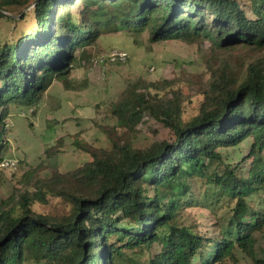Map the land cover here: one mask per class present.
<instances>
[{
  "label": "trees",
  "instance_id": "obj_1",
  "mask_svg": "<svg viewBox=\"0 0 264 264\" xmlns=\"http://www.w3.org/2000/svg\"><path fill=\"white\" fill-rule=\"evenodd\" d=\"M0 17L15 30L0 41V110L37 105L56 80L69 82L106 33L211 42L194 117L184 118L190 95L174 80L128 81L109 147L79 145L88 161L0 205V264H264V0H0ZM145 117L174 138L138 144ZM49 196L69 211H36ZM203 202L217 218L210 235L187 223Z\"/></svg>",
  "mask_w": 264,
  "mask_h": 264
},
{
  "label": "rangeland",
  "instance_id": "obj_2",
  "mask_svg": "<svg viewBox=\"0 0 264 264\" xmlns=\"http://www.w3.org/2000/svg\"><path fill=\"white\" fill-rule=\"evenodd\" d=\"M94 9L98 12L101 8ZM32 22L30 19L20 25L27 27ZM14 31V23L0 17V41L10 38ZM210 47V40L197 44L181 40L154 43L147 32L137 35L124 30L106 33L95 45L86 48L90 51L89 58L79 60L72 69L69 82L56 80L37 105L11 103L2 108L0 113L6 117L5 132L0 138V157L16 164L0 168V205L7 209L5 205H13L25 191L34 192L37 182L88 161L89 154L79 145L109 147L105 128L116 124L111 107L119 100L128 81L140 76L149 81L174 80V89L190 95L183 104L184 118L194 117L203 99L201 90L211 77L207 62ZM114 48L126 50L127 61L102 65L99 59ZM81 51L77 48L76 55ZM139 129L137 143L140 145L174 138L162 122L152 117H145ZM206 205L203 202L188 210L187 223L200 233L210 235L216 229L217 218ZM33 207L45 213L65 214L69 211L63 199L55 196H49L47 203H35ZM263 249L264 235L257 244L258 257ZM24 264L38 263L28 260ZM240 264L248 263L241 258Z\"/></svg>",
  "mask_w": 264,
  "mask_h": 264
},
{
  "label": "built area",
  "instance_id": "obj_3",
  "mask_svg": "<svg viewBox=\"0 0 264 264\" xmlns=\"http://www.w3.org/2000/svg\"><path fill=\"white\" fill-rule=\"evenodd\" d=\"M128 53L126 50L123 49H117L114 48L111 51H109V53L103 55L99 60V62L102 65H106L107 63H122V62H126L128 59ZM15 162L13 160H7L4 159L3 161H1L0 163V167L3 168H7V167H13L15 166Z\"/></svg>",
  "mask_w": 264,
  "mask_h": 264
}]
</instances>
